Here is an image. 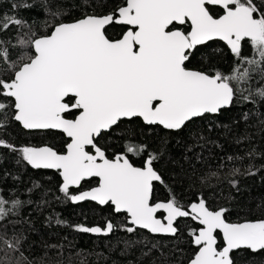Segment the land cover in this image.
Wrapping results in <instances>:
<instances>
[{
  "label": "snow or ice",
  "instance_id": "snow-or-ice-1",
  "mask_svg": "<svg viewBox=\"0 0 264 264\" xmlns=\"http://www.w3.org/2000/svg\"><path fill=\"white\" fill-rule=\"evenodd\" d=\"M68 4L0 0V157L6 150L25 169L52 170L55 190L73 204L94 202L109 209L111 218L103 225H76L78 232L108 236L117 230L133 235L146 231L170 237L176 247L160 264H173L178 256L184 257L178 264H238L244 254L251 257L246 264H257L256 257L264 253V214L254 216L249 209L243 219L230 222V209L211 207L208 194L215 196L225 183L239 194L242 179L264 173V163H255L264 160V149L249 131L256 127L264 143V0ZM37 6L42 18L18 15ZM214 44L221 47L214 49ZM198 54L202 66L189 67ZM222 55L233 58L228 73L214 62ZM233 108L242 112L232 125L241 120L245 125L234 139L244 146L241 152L222 157L216 170L198 174L194 167L182 168L167 185L157 164L168 154V137L197 120L208 121L209 133L221 127L231 133L232 126L212 118ZM252 117L255 126L249 124ZM12 128L59 135L62 143L17 144L8 132ZM137 128L160 129L165 138L152 147L138 139ZM106 138L119 142V151L111 156V145L101 143ZM191 140L186 153L198 161L202 156L197 149L216 144L203 131H193ZM260 181L264 183V175ZM157 185L167 186L162 200L154 199ZM41 187L33 182L26 199L15 190L6 197L0 188V264H63V245L46 244L40 257L30 259L23 248L24 230L17 231L31 223L23 209L35 204L39 211L51 203L49 190L38 201L32 199ZM185 188L191 193L186 203ZM256 209L264 213V202ZM117 216L123 220L114 223ZM183 219L192 223L182 226ZM138 243L146 242L125 240L122 254ZM184 243L190 247L186 256ZM156 247L152 244L143 256ZM51 249H59L57 257L49 255Z\"/></svg>",
  "mask_w": 264,
  "mask_h": 264
},
{
  "label": "trees",
  "instance_id": "trees-1",
  "mask_svg": "<svg viewBox=\"0 0 264 264\" xmlns=\"http://www.w3.org/2000/svg\"><path fill=\"white\" fill-rule=\"evenodd\" d=\"M19 2H25V0H19ZM28 3H32V0H26ZM72 0H69L68 6L70 7ZM21 18L29 19L42 18V12L39 11V6L32 9H21L18 12ZM79 15V12L74 13ZM71 19V17H69ZM110 32L113 30L110 29ZM221 47L218 44H214L213 48ZM202 52L209 51L208 49H201ZM225 51H227L225 49ZM243 54L245 56L250 55V49L247 45L243 48ZM216 66L225 73L230 71L233 64V58L231 55L219 56L214 58ZM203 64L202 57L198 54L192 61L189 67H201ZM244 110H247L245 108ZM242 110L239 108H233L231 111L224 112L221 116L212 118L221 125L228 124L232 126L233 131L227 133L222 127L214 128L212 132H208V121L197 120L190 124L183 132L179 134H173L168 137V154L158 164L157 168L163 175L167 185L173 184L171 177L173 174H179L181 169H188L194 167L197 173L207 172L209 170H216L220 163V159L229 154H235L241 152L243 145H236L234 139L239 134H242L245 130L244 122L241 120L239 126H233V120H240ZM257 123L256 117H252L249 120V124L255 126ZM138 139L142 140L152 147H156L160 144L161 139L165 138V133L157 128H137ZM203 131L209 139L216 142V144H208L202 151L197 149L202 156L201 160H196L192 153H186L188 144L192 143L191 133ZM254 135V139L257 142V146L264 149V143L259 141L256 127L249 129ZM8 132L17 144H41L47 142L49 144H55L60 146L62 140L59 135L45 136L43 133L32 134L26 133L18 128L9 129ZM142 133V134H141ZM4 138H8L5 136ZM101 143L110 144L109 155L111 156L113 151H119V142L116 140H110L108 138L101 141ZM242 154V153H241ZM185 155L189 158L185 159ZM139 163V161H134ZM191 162V163H190ZM257 166L264 163V160L255 161ZM8 173L9 175H6ZM260 175H264L261 173ZM260 175L254 178L242 179L241 191L236 194L234 190H230L227 183L222 187L216 189V195L208 194L209 204L211 207L216 208L220 206L228 207L230 211L226 214V218L230 222H235L237 219H243L244 214L252 209V215L260 216L261 213L256 209L258 203L264 202V183L260 181ZM13 176H18L19 179L14 180ZM57 177L52 171L32 170L30 168L25 169L15 163V158L11 156L6 150H3L2 157H0V188H3L6 197H10V190H15L21 199L28 198L26 193L27 189L32 187L33 182H37L42 187L35 191L32 199L38 201L41 194L45 190H49L50 194L47 199L51 201L49 206L42 210H36L35 204L30 208L22 210L25 217L30 216L31 223L29 225H23L17 228V231L24 230V234L27 237L24 243L25 254L30 258H38L45 251L44 245H63V264H128L132 261L133 264H160L162 259L171 258L172 252L176 247V241L172 238L153 237L146 232H140L137 234H126L123 231H115L110 237L107 238H94L89 233H81L75 230L76 225L85 226H97L105 223V218H111L109 209L107 207L101 208L92 203H84L79 205H73L70 201L65 200L62 194H59L55 190ZM85 189L88 185L85 184ZM167 186L157 185L154 190V199L162 200L166 194ZM178 193L181 191L177 183ZM186 195L184 202L191 196V193L187 192V188L183 190ZM61 196V199L57 201L55 197ZM235 198L229 200V196ZM51 217V221H49ZM56 219H60L65 223L57 224ZM123 220V217H115L114 223H119ZM190 220H182L181 224H191ZM125 240L141 241L146 243L134 244L126 254H122L125 244ZM152 244L157 247L152 249L149 256H143V252L148 251ZM31 246V247H30ZM184 248L185 256L190 252V247L184 243L181 245ZM51 257H57L59 249L48 250ZM80 255H76V253ZM100 254V255H98ZM71 258V259H69ZM184 257H177L173 261V264H178L179 259ZM251 257L248 254L238 257V264H246ZM257 264L260 261H264V253H260L257 257Z\"/></svg>",
  "mask_w": 264,
  "mask_h": 264
},
{
  "label": "water",
  "instance_id": "water-1",
  "mask_svg": "<svg viewBox=\"0 0 264 264\" xmlns=\"http://www.w3.org/2000/svg\"><path fill=\"white\" fill-rule=\"evenodd\" d=\"M43 171H52V170H43ZM53 172V171H52ZM72 203V202H71ZM84 203H93L95 204L94 202H78L76 204H73V205H79V204H84ZM96 205V204H95ZM100 207V206H98ZM101 208H104V207H101ZM184 220V219H183ZM146 232V231H145ZM147 233V232H146ZM92 237L94 238H107V237H110L112 234H109L108 236H103V235H98V234H90ZM151 235V234H149ZM152 236V235H151ZM153 237H163V238H170V237H166V236H153Z\"/></svg>",
  "mask_w": 264,
  "mask_h": 264
},
{
  "label": "flooded vegetation",
  "instance_id": "flooded-vegetation-1",
  "mask_svg": "<svg viewBox=\"0 0 264 264\" xmlns=\"http://www.w3.org/2000/svg\"><path fill=\"white\" fill-rule=\"evenodd\" d=\"M93 204V203H92ZM185 220V219H184Z\"/></svg>",
  "mask_w": 264,
  "mask_h": 264
}]
</instances>
